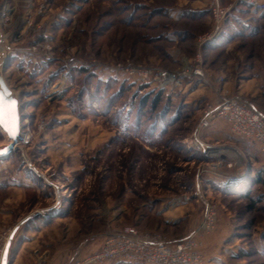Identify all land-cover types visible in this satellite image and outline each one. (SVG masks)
<instances>
[{"label":"rangeland","instance_id":"obj_1","mask_svg":"<svg viewBox=\"0 0 264 264\" xmlns=\"http://www.w3.org/2000/svg\"><path fill=\"white\" fill-rule=\"evenodd\" d=\"M217 1L216 22L213 0H0L21 116L0 158V256L74 264L125 226L176 241L209 202L205 264H264V153L221 120L199 129L223 96L264 113V0Z\"/></svg>","mask_w":264,"mask_h":264},{"label":"built area","instance_id":"obj_2","mask_svg":"<svg viewBox=\"0 0 264 264\" xmlns=\"http://www.w3.org/2000/svg\"><path fill=\"white\" fill-rule=\"evenodd\" d=\"M211 10L216 22L225 13L217 0H213ZM127 70L129 74L142 79L152 77L158 87H167L180 82L174 74L164 70H157L152 72L153 74L140 67L127 68ZM192 73L202 75L198 65L192 69ZM218 120L226 123L233 135L256 143L259 150L264 153L263 112L235 96H223L214 105H207L203 109L199 129H205ZM214 224L215 210L209 202H205L199 227L179 240L168 242L159 234L141 233L135 226H125L119 233L103 237L98 249L77 258L74 264H107L116 261L135 264H205V255L201 250L202 236L210 232ZM5 246L4 244L1 249L0 257Z\"/></svg>","mask_w":264,"mask_h":264},{"label":"water","instance_id":"obj_3","mask_svg":"<svg viewBox=\"0 0 264 264\" xmlns=\"http://www.w3.org/2000/svg\"><path fill=\"white\" fill-rule=\"evenodd\" d=\"M8 50L9 48L6 38L0 28V95L4 96V104L6 106V125L0 126V129L9 139V142L6 145L0 147V158L9 155L15 143L17 142V139L20 138L21 131L19 100L14 95L3 76V69L9 58ZM8 248L9 246L6 244L1 259V264H8Z\"/></svg>","mask_w":264,"mask_h":264},{"label":"crops","instance_id":"obj_4","mask_svg":"<svg viewBox=\"0 0 264 264\" xmlns=\"http://www.w3.org/2000/svg\"><path fill=\"white\" fill-rule=\"evenodd\" d=\"M251 72L253 73V76H251L248 80H246V81H244V83H242V84H240V86L241 85H243L244 87H248V88H250L249 89V92H254V91H252V90H255V89H253V87H256V86H258V84H260V85H262V83L260 82L259 83V81H263L262 79H261V77L259 76V77H257V75H254V69H252L251 70ZM246 93H248V91L246 92ZM227 127V129H228V126H226ZM228 131H229V129H228ZM244 140H246V139H244ZM246 141H248V140H246ZM249 143H251L252 144V147L255 149V150H257V151H260L259 150V147H258V145L256 144V143H253V142H250V141H248ZM261 152V151H260ZM262 153V152H261ZM167 221H172V220H167ZM174 221V220H173ZM204 235L202 236V247H201V250L203 251V247H204ZM175 238V239H174ZM177 238V236H173V237H168V239L169 240H177L176 239ZM101 242H102V240H101ZM101 242H100V244L98 245V247L97 248H95L94 250H91V251H95L96 249H98L99 247H100V245H101ZM78 246H81L80 244L78 245ZM88 248V247H87ZM85 249V251L86 250H88V249ZM67 254H69V252L67 253ZM71 254V253H70ZM62 263V258H60V260L56 263V264H61ZM107 264H135V263H129V262H123V261H116L115 263H113V262H111V263H107ZM137 264H139V263H137Z\"/></svg>","mask_w":264,"mask_h":264},{"label":"snow or ice","instance_id":"obj_5","mask_svg":"<svg viewBox=\"0 0 264 264\" xmlns=\"http://www.w3.org/2000/svg\"><path fill=\"white\" fill-rule=\"evenodd\" d=\"M4 96L0 95V126H5V115H6V106L4 104Z\"/></svg>","mask_w":264,"mask_h":264},{"label":"trees","instance_id":"obj_6","mask_svg":"<svg viewBox=\"0 0 264 264\" xmlns=\"http://www.w3.org/2000/svg\"><path fill=\"white\" fill-rule=\"evenodd\" d=\"M160 102V93L155 96L154 99L151 100V105L153 107H157L158 103ZM143 104H146V100L142 101ZM260 179V178H259ZM8 264H10V261L8 260Z\"/></svg>","mask_w":264,"mask_h":264}]
</instances>
